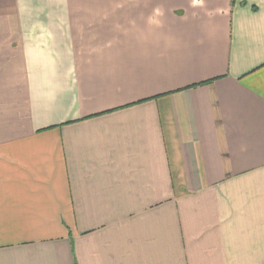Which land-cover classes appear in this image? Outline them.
Instances as JSON below:
<instances>
[{
    "label": "crops",
    "instance_id": "crops-1",
    "mask_svg": "<svg viewBox=\"0 0 264 264\" xmlns=\"http://www.w3.org/2000/svg\"><path fill=\"white\" fill-rule=\"evenodd\" d=\"M0 264H264V0H0Z\"/></svg>",
    "mask_w": 264,
    "mask_h": 264
},
{
    "label": "trees",
    "instance_id": "trees-1",
    "mask_svg": "<svg viewBox=\"0 0 264 264\" xmlns=\"http://www.w3.org/2000/svg\"><path fill=\"white\" fill-rule=\"evenodd\" d=\"M211 81H213V80H211ZM203 83H206V82H202L201 84H203Z\"/></svg>",
    "mask_w": 264,
    "mask_h": 264
}]
</instances>
